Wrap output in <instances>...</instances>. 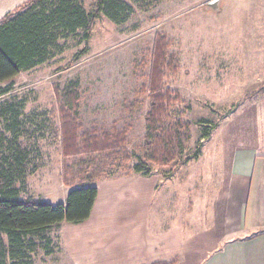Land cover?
<instances>
[{
	"label": "rangeland",
	"instance_id": "1",
	"mask_svg": "<svg viewBox=\"0 0 264 264\" xmlns=\"http://www.w3.org/2000/svg\"><path fill=\"white\" fill-rule=\"evenodd\" d=\"M82 1L91 11L96 0ZM123 1L132 7L127 21L114 24L100 16L87 43L68 38L59 55L19 74L11 92L0 96V105L23 103L19 139L32 154L29 172L17 185L21 199L52 205L66 200L58 103L68 83H78L80 132L93 125L128 131L131 160L94 183L97 197L90 217L48 230L49 249L37 248L29 264L216 263L215 257L225 251L217 212L234 154L240 147L264 152V85L237 84L240 72L228 67L231 56L212 49L211 33L224 44L222 11H211V0ZM156 39L166 43V60L173 69L163 83L189 107L190 152L199 142L201 151L197 160L173 173L171 166H153L144 175L132 166L140 155L148 110L141 86L147 82ZM84 46L86 52L75 62ZM3 124L0 117V131ZM202 130L210 135L207 141H200Z\"/></svg>",
	"mask_w": 264,
	"mask_h": 264
},
{
	"label": "trees",
	"instance_id": "2",
	"mask_svg": "<svg viewBox=\"0 0 264 264\" xmlns=\"http://www.w3.org/2000/svg\"><path fill=\"white\" fill-rule=\"evenodd\" d=\"M131 10L123 0H96L91 11L84 9L82 0H27L0 20V85L5 84L0 87V96L11 92L12 80L19 74L59 55L68 38L77 36L80 43H87L91 27L100 16L120 24L128 20ZM85 46L74 55L75 62L86 52ZM167 57L166 43L156 39L147 82L141 86L148 110L140 155L132 166L137 174L146 175L153 166H171L173 173L200 156V142L190 152L191 129L185 119L189 107L183 106L176 90L163 83L173 71ZM78 90L77 82L68 83L58 103L61 175L69 188L64 204L20 198L17 185L23 184L29 172L32 154L19 139L23 103L0 105L4 122L0 131V264H29V256L37 248L49 249L48 230L61 222L78 224L87 220L97 197L94 183L123 169L131 160L126 128L93 125L80 132ZM209 138V133L202 130L200 141Z\"/></svg>",
	"mask_w": 264,
	"mask_h": 264
},
{
	"label": "crops",
	"instance_id": "3",
	"mask_svg": "<svg viewBox=\"0 0 264 264\" xmlns=\"http://www.w3.org/2000/svg\"><path fill=\"white\" fill-rule=\"evenodd\" d=\"M211 1L210 10L222 11L225 17L224 44L211 33L212 43L217 40L212 48L215 54L231 56L228 67L240 72L237 84L263 86L264 0ZM26 2L0 0V20ZM260 127L264 134V123ZM224 188L217 214L222 216L223 233L218 236L225 251L213 264H264V152L240 147ZM215 237L211 239L216 241Z\"/></svg>",
	"mask_w": 264,
	"mask_h": 264
}]
</instances>
